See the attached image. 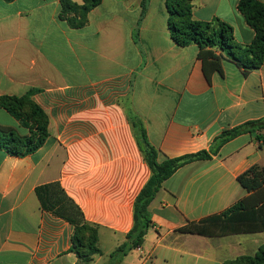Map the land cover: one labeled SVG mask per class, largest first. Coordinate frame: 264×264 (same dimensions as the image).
<instances>
[{
    "label": "crops",
    "instance_id": "1",
    "mask_svg": "<svg viewBox=\"0 0 264 264\" xmlns=\"http://www.w3.org/2000/svg\"><path fill=\"white\" fill-rule=\"evenodd\" d=\"M141 1L102 0L85 27L71 29L58 19L59 0H0V96L32 91L49 120V137L33 154L15 157L0 149V264H84L70 251L73 227L43 211L35 194L52 182L98 228L101 254L88 264L109 263L151 176L133 120L142 123L162 162L208 151L223 131L264 118V64L244 73L213 49L221 73L207 76L199 48L173 42L166 0H147L142 15ZM193 4L196 20L224 22L237 44L252 43L255 34L238 0ZM0 126L29 134L1 108ZM252 167L264 169V142L243 134L210 159L177 170L149 205L152 227L142 246L115 264H222L253 256L264 233L178 231L264 195V187L248 192L237 181Z\"/></svg>",
    "mask_w": 264,
    "mask_h": 264
},
{
    "label": "trees",
    "instance_id": "2",
    "mask_svg": "<svg viewBox=\"0 0 264 264\" xmlns=\"http://www.w3.org/2000/svg\"><path fill=\"white\" fill-rule=\"evenodd\" d=\"M12 1V0H5ZM146 1H141V15L146 9ZM195 0H166L168 28L173 42L179 47L196 45L198 58L204 73H221V61L213 49H219L230 57L244 73L259 69L264 64V5L258 0H238L237 9L244 17L255 36L248 46L239 45L233 37V29L228 24L215 20L200 22L193 17ZM102 0H83L75 4L72 0H59L58 19L66 22L71 29H81L88 24L89 13L101 4ZM136 37V36H135ZM32 91L22 97L0 96V108L28 128V135H20L15 130L0 126V149L15 157H25L42 147L49 137V120L46 113L31 100ZM138 146L151 171L147 183L140 190L133 206V226L126 234L125 242L110 254L108 264L126 256L130 251L142 246L147 231L152 227L149 205L162 187V184L177 170L199 160L210 159L219 149L243 134L255 136L264 142V118L246 122L223 131L212 142L208 151L185 155L180 158L157 160V151L148 142L140 121L133 120ZM238 183L248 192L264 187V169L252 167L237 178ZM35 194L41 209L73 227L70 251L80 262L88 264L95 255H100L98 228L84 219L83 213L74 201L67 196L59 182L38 186ZM255 199L249 206L248 200ZM180 233L213 237L264 233V195L255 194L242 200L219 216L196 223H189L178 230ZM222 264H264V245L253 256H239Z\"/></svg>",
    "mask_w": 264,
    "mask_h": 264
}]
</instances>
